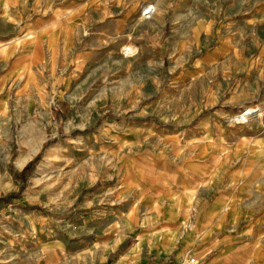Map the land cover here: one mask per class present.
Segmentation results:
<instances>
[{"label":"rangeland","instance_id":"rangeland-1","mask_svg":"<svg viewBox=\"0 0 264 264\" xmlns=\"http://www.w3.org/2000/svg\"><path fill=\"white\" fill-rule=\"evenodd\" d=\"M240 1L26 0L0 47V264H111L174 191L264 215V7Z\"/></svg>","mask_w":264,"mask_h":264},{"label":"crops","instance_id":"crops-1","mask_svg":"<svg viewBox=\"0 0 264 264\" xmlns=\"http://www.w3.org/2000/svg\"><path fill=\"white\" fill-rule=\"evenodd\" d=\"M25 2L0 0V47L12 48L7 41L26 13ZM240 2L242 9H248V18L254 19L256 9L264 7V0ZM204 27L207 25L202 20L198 28ZM158 200L163 207L159 206L160 212L152 215L150 226L142 229L137 239L119 252L111 264H176L188 254L196 255L198 264H232L235 252L247 250L248 254L240 255L239 259L247 256L251 264L264 261V246L260 247L256 236H251L258 224L264 222V215H256L247 208L222 210L219 197L206 206L200 205L194 214L190 209L194 200L189 192L183 198L176 191L170 192L167 198Z\"/></svg>","mask_w":264,"mask_h":264},{"label":"bare ground","instance_id":"bare-ground-1","mask_svg":"<svg viewBox=\"0 0 264 264\" xmlns=\"http://www.w3.org/2000/svg\"><path fill=\"white\" fill-rule=\"evenodd\" d=\"M155 7L154 6H151V5H146V6H144L142 9H141V17H142V19L143 20H146V19H148V18H150L151 16L153 17V14L155 13ZM146 11V12H149V14L148 15H146V14H144L143 13V11ZM125 52H127V53H132L133 52V49L131 48V47H129V46H126L125 47ZM252 114H257L255 111H253V110H249L248 112H246V114L245 115H243V117L242 118H244V117H246V116H248V115H252ZM257 116H258V114H257ZM29 158V155L28 156H25V157H18L17 159H16V166L19 168V167H22L25 163H26V161H27V159Z\"/></svg>","mask_w":264,"mask_h":264},{"label":"built area","instance_id":"built-area-1","mask_svg":"<svg viewBox=\"0 0 264 264\" xmlns=\"http://www.w3.org/2000/svg\"><path fill=\"white\" fill-rule=\"evenodd\" d=\"M144 14L148 15L149 12L143 11ZM198 257L194 254H188L185 257H183L180 261H178L176 264H198Z\"/></svg>","mask_w":264,"mask_h":264},{"label":"trees","instance_id":"trees-1","mask_svg":"<svg viewBox=\"0 0 264 264\" xmlns=\"http://www.w3.org/2000/svg\"><path fill=\"white\" fill-rule=\"evenodd\" d=\"M28 168H29V165L25 166L23 170L25 171V170H27Z\"/></svg>","mask_w":264,"mask_h":264}]
</instances>
